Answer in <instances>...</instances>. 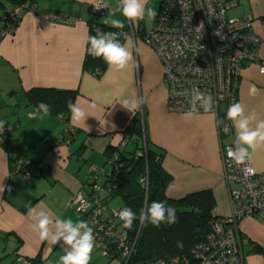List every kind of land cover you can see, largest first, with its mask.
<instances>
[{
	"label": "crops",
	"instance_id": "obj_1",
	"mask_svg": "<svg viewBox=\"0 0 264 264\" xmlns=\"http://www.w3.org/2000/svg\"><path fill=\"white\" fill-rule=\"evenodd\" d=\"M64 1L67 3L50 0V4L42 8L39 3L38 11L22 17L15 33L0 38V121H5L7 128L4 139L17 138L27 148L25 157L39 161L29 178L11 175L10 153L1 143L4 140L0 139V231L21 237L18 253L35 256L42 250L47 260L55 249L66 250V246L63 241L56 245L41 241L36 236L38 231L32 227L36 221L29 215V209L48 211L53 221L72 219L75 223V208L87 221L86 215L71 202L76 192H87L89 188L90 175L83 173L84 168L102 162L103 167L109 168L106 152L128 136L133 119L136 132L128 141L136 137L137 145L150 147L154 144L165 151L164 166L174 176L168 186L169 194L178 196L209 187L216 200L226 198L229 201L217 114L200 109L187 117L185 114L189 111L168 109V88L163 80L164 65L159 53L137 36L145 29L143 20L129 21L137 34H128L123 39V45H128L135 63L123 71L108 67L103 74L97 75L83 67L91 3L96 0ZM104 1L109 4V0ZM238 6L240 10L234 15H253V29L262 38L261 53L264 56V0H238L235 8ZM117 7L118 4L114 8ZM54 10L80 17L72 23L59 22L50 16ZM34 87L76 89L74 103L88 113L85 123L89 130L84 125H71L75 132L68 134L69 142H64L65 126L60 130L56 122L59 120L64 125L65 122L57 115L50 112L43 119L40 114L30 118L29 114L37 106L29 102L27 92ZM133 97H142L143 104L139 110L129 112L121 106V101ZM25 102L31 106L27 115L29 123H20L14 119L11 108H22L21 103ZM238 103L244 106L246 114L255 112L257 122L264 120V73L258 63L243 68ZM221 110L227 109L223 106ZM18 115L21 118V113ZM142 129H145V137L141 134ZM223 140L235 142L234 126ZM249 153L254 166L264 170V148L249 149ZM76 160L80 167L73 170L70 167H74ZM9 183L14 184L11 191L8 190ZM228 205L227 212L217 213L214 209V213L229 214L230 202ZM242 234L246 238L242 244L244 264H264V221L255 216L246 217ZM55 258L59 259V256Z\"/></svg>",
	"mask_w": 264,
	"mask_h": 264
},
{
	"label": "built area",
	"instance_id": "obj_2",
	"mask_svg": "<svg viewBox=\"0 0 264 264\" xmlns=\"http://www.w3.org/2000/svg\"><path fill=\"white\" fill-rule=\"evenodd\" d=\"M237 2L238 0H162L156 11L155 25L141 31L144 41L157 50L164 65L163 80L168 88L169 110L190 111L191 93L194 89L213 98L212 111L216 112L218 119L231 212L215 216L211 220L212 228L206 239L198 242L189 254L138 262L133 257L137 237L130 243L127 232L119 229L121 221L116 213L122 208L110 209L108 200L100 194V185L96 182L91 184L90 179H96L99 167L90 164V192L78 191L71 199L78 210L86 215V222L93 229V251L101 252L104 257L103 262L91 259L90 264H244V220L255 216L264 221V170H258L250 158L245 164L237 165L229 157V150L235 147V143L226 142L223 137L231 133L233 124L227 119V110L221 108L224 106L228 109L231 104L238 103L239 78L246 65L258 63L260 71L264 73V56L261 53L262 38L253 29V15H229L230 8ZM97 6L100 7L99 10L96 9ZM38 7V0H24L14 4L3 15L0 38L15 32L22 17L28 12L38 11ZM108 10V4L104 0L91 3V15ZM50 16L53 20L66 23L79 18L70 13L55 11ZM129 30L137 34L134 27ZM121 32L125 34L128 31ZM200 109L203 108L197 105L195 110ZM64 126L62 138L69 142L68 134L75 130L69 122H65ZM6 131L7 128L4 127L0 139L4 140ZM127 140L126 137L123 144ZM18 163L13 172L19 170L22 160ZM26 169V175H29L31 166ZM18 257L22 263L30 264L27 258Z\"/></svg>",
	"mask_w": 264,
	"mask_h": 264
},
{
	"label": "trees",
	"instance_id": "obj_3",
	"mask_svg": "<svg viewBox=\"0 0 264 264\" xmlns=\"http://www.w3.org/2000/svg\"><path fill=\"white\" fill-rule=\"evenodd\" d=\"M11 1L14 5L24 0ZM235 6L230 8L229 15H234L231 14V10ZM55 12L62 11L56 10ZM99 14L101 13H93L88 20L90 28L89 36L95 35L97 29L103 32H116L121 43L123 38L121 30L99 21L97 17ZM88 47L89 45L87 44L83 67L94 71L97 75L103 74L108 65L102 58H95L90 55ZM76 93V89L34 87L28 90L27 98L29 102L36 106L41 102L46 103L50 106L51 113L57 115L64 122H68L70 121L68 104L69 102L74 103ZM134 123L135 119L131 121L128 127L130 133L127 135L130 137L136 132ZM132 141L136 144L134 150H129L126 142L109 147L106 152L109 168L98 166L99 168L96 170L97 177L101 174L104 180L103 182H99L97 177L96 179L91 178V184L93 185L95 182L99 184L101 187L100 194L104 195L108 201L115 195H120L123 199L121 208L129 207L137 215H139L142 208H146L152 201H163L168 206L176 209L177 222L171 225L163 223L158 228L152 226L150 223L141 224L138 219L133 222L130 228H124L121 221L119 229L127 232L128 241L132 243L137 237L133 254L136 261L148 262L159 258H170L176 254H189L198 242L206 239L212 228L211 220L215 216H218L214 213L217 204L214 191L209 187H202L178 196L169 194L167 189L173 181L174 176L164 166V149L160 148L157 150L149 146L144 147L142 144L137 145L138 141L136 137ZM1 143L10 153V161H12L11 170L17 169L18 162L20 159L22 160L19 170L17 172L11 171L10 174H20L25 178H29L39 161L25 157L27 148L17 138L9 137ZM144 150L145 152H143ZM30 166L29 175H26V167ZM141 180L145 181L144 185L140 183ZM13 188L14 184L9 183L8 190L11 191ZM90 190L91 186L89 183L87 191L90 192ZM11 234L14 233L0 231V235L4 236L3 238H8ZM16 240L18 242L14 249L15 256L9 263L24 264L18 257L20 254L18 253V249L21 244V237L17 236ZM178 242L182 244V247H177ZM94 256L95 251L91 254L93 261L95 260ZM25 257L30 261V264H49L47 258L43 257L42 250L35 256Z\"/></svg>",
	"mask_w": 264,
	"mask_h": 264
},
{
	"label": "clouds",
	"instance_id": "obj_4",
	"mask_svg": "<svg viewBox=\"0 0 264 264\" xmlns=\"http://www.w3.org/2000/svg\"><path fill=\"white\" fill-rule=\"evenodd\" d=\"M146 3L147 0H120L118 7L110 13L109 18L105 19L104 23L117 29L124 28L125 25L122 20L111 18L115 11H120L127 20L133 23L144 20L146 17L149 20H154L157 13L151 7L146 8ZM99 8V6L96 7L97 10ZM202 27L203 25L200 26V28ZM87 41L89 54L95 58H102L109 69L123 71L130 64L135 63L132 51L129 50L128 45L120 43L116 32H103L97 29L95 35L87 37ZM142 104V97L125 98L121 101V106L129 112L139 110ZM191 104L192 109L185 114L187 117H191L197 105L202 107L205 112L212 111L214 107L212 96L201 92L199 89L192 91ZM68 109L71 114V125L74 127L84 125L89 130L85 123L89 117L88 113L73 102H69ZM50 111V106L41 102L29 116L36 118L37 114H40V118L43 119L50 114ZM226 115L236 129L235 147L229 150L228 155L237 165L245 164L250 155L249 149L255 151L264 148V120L257 122L256 113L246 114L244 106L240 103L231 104ZM253 123H255V127H252ZM4 125L5 121H0V134L4 131ZM140 183L144 185L145 181L141 180ZM116 214L119 220L123 222L124 228H130L137 219L141 224L150 223L157 228L163 223L171 225L177 222L176 209L163 201H152L150 205L140 210L139 215L129 207H123ZM29 215L36 221L32 227L38 231L41 241H49L52 245L63 241L66 250L65 254L59 258V264H90L91 254L95 247V238L93 229L86 221L80 220L75 223L72 219L53 221L50 212L37 211L36 208H30ZM177 247H182V244L178 242Z\"/></svg>",
	"mask_w": 264,
	"mask_h": 264
},
{
	"label": "rangeland",
	"instance_id": "obj_5",
	"mask_svg": "<svg viewBox=\"0 0 264 264\" xmlns=\"http://www.w3.org/2000/svg\"><path fill=\"white\" fill-rule=\"evenodd\" d=\"M50 0H38V2L42 5L40 6V8L43 7V5H46V4H50L49 3ZM119 2L120 0H109V4H108V7H109V10H108V13L107 12H103L101 14H99L97 17L99 18L98 20L101 21V22H104L105 19H108L109 16H110V13L113 12L116 8H114L116 6V4L119 5ZM161 2L162 0H148L147 1V7H151L153 9H157L160 7L161 5ZM4 3V4H3ZM67 3V1H64V0H59V4H65ZM7 5V6H6ZM75 5V4H74ZM10 8L11 7V1L10 0H0V29L2 28L3 26V15L6 13V9ZM238 10H240L239 6L236 7V8H233L231 10V14H235V13H238ZM92 16V15H91ZM77 17H80V16H77ZM111 18L113 19H120L124 22V25L126 28H123V29H120L121 31H128V32H125V34H123V38H122V41H121V44L123 45V39L124 37H126L128 34H132V32L129 30L131 27H133L132 24H130L129 20H127L122 14L120 11H115V14L113 16H111ZM156 21L155 19L154 20H149L147 17L143 20V24H144V27L145 29H149L151 27H153L155 25ZM137 26V25H135ZM141 31V30H140ZM139 31V32H140ZM15 33V32H13ZM13 33H10V34H7V35H12ZM138 38L143 40L144 39L142 38V36L138 33L137 34ZM3 38V37H2ZM140 41V40H139ZM28 102H25V103H21V107L22 108H18L17 106H13L11 108V111H13L14 113V119L17 120L18 122L20 123H24V122H28V110L29 108H31V106L28 104ZM19 113H21V118H19ZM41 121V120H39ZM56 125L60 128V130L64 127V123H62L61 121L58 120V123L56 122ZM145 129H142L141 131V134L143 135L144 134V137H145ZM127 136L124 137V140L126 139ZM123 143V142H122ZM150 147L154 148V149H157L159 150L161 147L157 146V145H151ZM127 148L129 150H134L135 149V144L133 143V141L131 140L128 144H127ZM163 149V148H162ZM145 152V150L143 151ZM170 152V151H169ZM104 162L102 163H93V165H99L100 167H103ZM73 166L74 167H70L72 168L73 170H78V168L80 167V164L79 162H74L73 163ZM84 174L88 173V175H90L91 173V170H90V164H88V168H84V171H83ZM99 182H103L104 180V177H102L101 174H99V176L97 177ZM167 192H168V189H167ZM228 192V190H227ZM103 193V192H102ZM108 204H109V208H119L122 206L123 204V199L120 195H115L114 197L110 198L109 201H108ZM229 201L228 199H219L217 200V204H216V207H215V210L217 213H225L227 212V209L229 208ZM63 210L66 211V207H63ZM74 212L76 214V222L77 221H80V220H83V217L82 215H80L76 209L74 208ZM37 237H39V234L36 235ZM17 237L15 234H12L10 235L9 238H0V264H8L12 258H13V254H14V249L16 247V243L18 242L17 240ZM47 243H50L49 241H47ZM47 252V251H45ZM65 254V249H63L62 247H59L58 249H55V251L53 252L52 254V257L50 258V260H48V263L49 264H59V259H56L55 257L59 256V258L61 256H63ZM18 256L24 258L25 256L22 255V254H19ZM27 258V257H25ZM56 259V260H53V259ZM95 259H98L100 262H103L104 260V257L101 256V252L99 251H95V256L93 257Z\"/></svg>",
	"mask_w": 264,
	"mask_h": 264
},
{
	"label": "flooded vegetation",
	"instance_id": "obj_6",
	"mask_svg": "<svg viewBox=\"0 0 264 264\" xmlns=\"http://www.w3.org/2000/svg\"><path fill=\"white\" fill-rule=\"evenodd\" d=\"M107 12H108V11H107ZM98 13H101V12H98ZM127 138H129V139H130L131 137H130V136H127Z\"/></svg>",
	"mask_w": 264,
	"mask_h": 264
},
{
	"label": "water",
	"instance_id": "obj_7",
	"mask_svg": "<svg viewBox=\"0 0 264 264\" xmlns=\"http://www.w3.org/2000/svg\"><path fill=\"white\" fill-rule=\"evenodd\" d=\"M63 139V138H62ZM64 142H66L64 139H63Z\"/></svg>",
	"mask_w": 264,
	"mask_h": 264
},
{
	"label": "bare ground",
	"instance_id": "obj_8",
	"mask_svg": "<svg viewBox=\"0 0 264 264\" xmlns=\"http://www.w3.org/2000/svg\"><path fill=\"white\" fill-rule=\"evenodd\" d=\"M21 254V253H20ZM23 255V254H22ZM243 261H244V258H243Z\"/></svg>",
	"mask_w": 264,
	"mask_h": 264
}]
</instances>
